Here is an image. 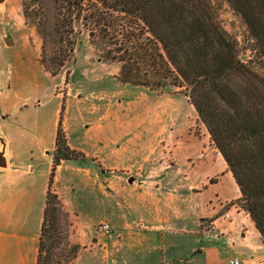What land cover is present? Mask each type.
Here are the masks:
<instances>
[{
  "label": "rangeland",
  "instance_id": "rangeland-1",
  "mask_svg": "<svg viewBox=\"0 0 264 264\" xmlns=\"http://www.w3.org/2000/svg\"><path fill=\"white\" fill-rule=\"evenodd\" d=\"M214 3L216 8L219 7V17L223 26L241 41L243 47L248 33L246 27L223 0H214ZM23 4L24 0H0V44L3 47L0 53V121L3 124V130L0 126V138L6 141L7 137L11 140L18 170L11 176L4 177L1 182L3 187L10 184L15 188V191L10 193V199L16 202L15 209L23 201L18 214L22 215L26 211L23 205L26 201L28 189L26 187L35 182L39 186L46 179V182H49L50 176L45 174V167L48 168L50 154L44 156L43 151L48 145L50 149L53 147L55 122L58 123L60 117L64 130L68 128L71 131V140L80 142L78 137L73 136L81 130V122L88 121L87 110H91L94 105L104 108L107 104L115 105L122 102L129 109L140 104L149 110L158 108L161 125L169 122L172 128L163 130L164 133L161 135L163 137L160 140L161 155L158 168L190 170L193 186H197L202 192L209 180L221 181L219 172L222 168L218 164L219 160L223 161L222 154L190 98L185 95L184 87L170 86L151 90L143 86L125 84L119 80L123 65L127 63L113 58L125 54V49H131L137 42L143 40V43H147V39H151L143 25L139 29L125 27L132 25L134 19L126 17L124 20L123 14L114 13L112 20L118 25L115 31H111V28L107 29L104 26L107 20H110L108 14L111 11L102 8L97 0L85 1L82 19L74 28L77 40L74 57L58 75L54 76L41 63L43 39L34 24V15H31V20L26 18ZM98 10L108 18L100 25ZM4 38H7L10 44ZM250 55L249 50L242 51L243 57L249 58ZM132 67H135L133 63ZM70 81L74 83V93L80 97L77 95L65 98L70 89L68 86ZM56 85L61 86L56 89ZM143 94L146 95L145 99L141 96ZM63 98L66 99L65 103ZM138 115L140 113H128L127 120L134 122ZM97 116L98 114H95V117ZM90 161L93 162L87 156L84 159L67 162L68 167L61 172L60 184L64 198L76 212L80 224L83 226L81 222H85L96 225L94 232L88 234L87 240L93 237L96 239L97 229L102 222L117 221L121 210L119 203L122 202L118 194L110 192L104 182L105 179L94 180L93 176L86 174L85 171L75 170L74 167L86 168L87 162ZM30 163L33 167L40 163L36 172H32L31 167L29 169L30 174L34 176L33 180H27L19 172L27 169ZM224 166L227 168L226 163ZM202 173H206L207 176L203 177ZM131 175L118 174L115 179L120 180V184L127 185ZM153 184L152 182L149 185L153 188ZM54 185L55 181L53 190L57 193L55 189L57 186ZM240 198L231 199L216 193L207 205L213 209L218 208L219 217L230 211L231 218L223 220L229 223L233 221L236 210H243L239 204ZM233 205L235 207H232ZM63 206L69 214L67 232L65 228L62 230L64 232L62 236L67 238L61 245L55 247L51 264H75V259L81 252V246L76 244L72 237L73 234L75 237L82 236L83 230L77 232L79 229L77 219L71 217L67 205L63 203ZM211 221L213 219H204L201 223L207 226ZM74 246L79 247L78 252H74ZM260 264H264V260Z\"/></svg>",
  "mask_w": 264,
  "mask_h": 264
},
{
  "label": "trees",
  "instance_id": "trees-1",
  "mask_svg": "<svg viewBox=\"0 0 264 264\" xmlns=\"http://www.w3.org/2000/svg\"><path fill=\"white\" fill-rule=\"evenodd\" d=\"M85 1L24 0V14L29 20L34 15L43 39L41 63L54 76L74 57V28ZM97 1L111 11L107 29L115 31L118 23L112 18L118 13L124 20L134 19L125 27L143 25L151 35L147 43L141 40L113 58L127 63L119 80L151 90L185 88L240 189L239 204L264 240V0H223L248 31L243 47L223 26L214 0ZM98 15L99 25L108 19L100 10ZM247 50L249 58L242 56ZM84 158L70 147L60 119L37 264H51L55 247L67 238L62 230L67 232L69 214L53 190L57 169L63 162ZM74 249L78 252L79 247Z\"/></svg>",
  "mask_w": 264,
  "mask_h": 264
},
{
  "label": "crops",
  "instance_id": "crops-1",
  "mask_svg": "<svg viewBox=\"0 0 264 264\" xmlns=\"http://www.w3.org/2000/svg\"><path fill=\"white\" fill-rule=\"evenodd\" d=\"M1 50L0 44V53ZM59 86L56 85V89ZM68 86L65 98L77 96L74 83L70 81ZM144 95H141L143 99ZM87 111L88 121L81 122V130L73 136L80 142L72 141L70 129H65L70 147L93 160L87 162L86 168H74L78 172L85 171L94 180L105 179L110 192L118 194L122 202L117 221L109 223L112 232L98 233L96 239L87 240L96 225L80 224L60 188L61 172L68 164L63 162L58 167L55 189L71 217L77 219V232L83 230L82 236L73 234L72 237L81 246L75 264H229L235 258L242 259L243 264H260L264 260V240L246 211L236 210L233 221L225 223L219 217L220 210L207 205L216 193L231 199L241 197L224 158L218 164L222 168L221 181L209 180L202 192L193 186L190 170L158 168L161 135L172 129L169 122L161 125L158 108L149 110L140 104L129 109L118 102L104 108L94 105ZM136 112L140 113L136 121L127 120L128 113ZM60 119L54 125L53 147L50 149L48 145L43 151L44 156L50 154L48 168L45 167V174L49 176ZM0 126L3 130L1 121ZM1 149V162L5 167H0V264H37L49 182L46 179L39 186L35 182L26 187L23 203L26 211L18 214L23 201L15 209L16 202L10 199L15 188L10 184L3 187L1 182L18 171L11 140L0 138ZM39 164L33 167L30 163L19 172L27 180H33L29 169L36 172ZM123 173L132 174L127 185L115 179ZM205 174L202 173L203 177L207 176ZM152 182L153 188L149 185ZM204 219H213L214 227L203 230L201 221Z\"/></svg>",
  "mask_w": 264,
  "mask_h": 264
},
{
  "label": "built area",
  "instance_id": "built-area-1",
  "mask_svg": "<svg viewBox=\"0 0 264 264\" xmlns=\"http://www.w3.org/2000/svg\"><path fill=\"white\" fill-rule=\"evenodd\" d=\"M232 207H235V206L233 205ZM231 215H232L231 212L228 211L227 213L222 215L220 218L222 221L227 220L228 218H231ZM201 227L203 230H209V229L214 227V222L211 221L209 223V225H207V226H203V223H201ZM97 230H98V233L102 234V235H107V234H110L112 232V228H111L110 224L107 222H102L99 225ZM229 264H243V261L240 258H235V259L230 260Z\"/></svg>",
  "mask_w": 264,
  "mask_h": 264
},
{
  "label": "water",
  "instance_id": "water-1",
  "mask_svg": "<svg viewBox=\"0 0 264 264\" xmlns=\"http://www.w3.org/2000/svg\"><path fill=\"white\" fill-rule=\"evenodd\" d=\"M4 39L6 40L8 44H10L7 38H4ZM1 161H3V149L0 150V167H5V164Z\"/></svg>",
  "mask_w": 264,
  "mask_h": 264
}]
</instances>
